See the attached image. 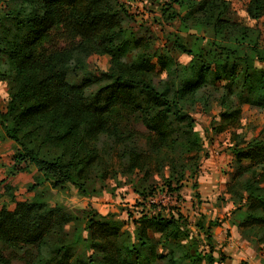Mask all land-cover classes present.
<instances>
[{
  "label": "trees",
  "instance_id": "trees-1",
  "mask_svg": "<svg viewBox=\"0 0 264 264\" xmlns=\"http://www.w3.org/2000/svg\"><path fill=\"white\" fill-rule=\"evenodd\" d=\"M8 1L0 23L5 32L0 40L5 60L0 62V80H11L13 91L6 111L0 112V127L17 147L10 175L35 170L38 179L54 189L74 185L81 190L88 172L109 165L100 156V146L106 145L123 163V175L165 179L160 192L180 200L184 181L197 179L200 172L204 144L192 109L199 102L209 105L210 100L199 101L204 90L222 91L210 103L219 111L218 133L240 128L243 107L264 111V69L257 66L264 65V0H249L246 7L255 28L225 20V0H174L186 12L180 20L183 31L193 29L188 25L195 21L196 29L214 31L215 42L208 50L189 49L175 39L179 51L192 58L187 66L166 51H138L145 46L125 31L121 17L127 13L115 0ZM93 56L109 57L108 71L70 83L71 74H88ZM163 75L166 80L156 85ZM234 140V169L226 193L233 205L243 202L236 211H246L239 212L232 225L248 242L264 243V128L250 142L235 134ZM3 184L15 207L0 208V246L35 249L32 264L226 261L222 254L214 257L220 223H197L209 252H192L182 242L187 234L180 211L166 214L161 204L152 203L160 193L157 189L140 194L143 212L132 221L135 230L130 234L113 216L92 209L80 218L38 199L17 201L13 188L6 180ZM81 224L86 237L79 231ZM70 226L77 228L76 240L89 256L78 257L67 244ZM47 249L49 255L43 252ZM0 264H14L1 249Z\"/></svg>",
  "mask_w": 264,
  "mask_h": 264
},
{
  "label": "rangeland",
  "instance_id": "rangeland-1",
  "mask_svg": "<svg viewBox=\"0 0 264 264\" xmlns=\"http://www.w3.org/2000/svg\"><path fill=\"white\" fill-rule=\"evenodd\" d=\"M225 1L228 3V9L224 14L225 20L239 23L248 28L256 27V21L249 18L246 13L249 0ZM115 2L126 10L127 16L121 17L125 31L132 34L134 39L139 40L140 44L145 46L138 51L147 50L150 53L166 51L178 63L187 66L192 58L183 54L176 47L175 39L177 37L183 40L189 49L199 46L202 50H208L215 42L213 28L196 29L193 23H197V21L189 23L188 26L190 28L193 26V29L183 31L180 20L185 17L186 12L174 0H115ZM9 7L10 1L0 0V23ZM262 32L264 34V26H262ZM4 36V27H0V40ZM134 56L135 54L130 55L127 62H131ZM0 58L1 63L5 62L1 54ZM88 61V74L73 73L68 78L70 83L80 84L91 73L99 76L101 72H106L109 69V57L93 56ZM257 66L264 69V65L258 64ZM161 80H166V76L163 75L162 78L156 80V85L160 84ZM12 88L11 80H0V112L6 111L11 100ZM235 90H238V85ZM203 94L204 98H199V101L204 99L210 100L211 103L222 96V91L216 92L207 87ZM210 103L209 105L202 102L197 103L192 109V116L196 121V130L204 144L200 172L203 166V158H211L215 163L221 162L219 169L222 172L219 174L225 177V182H219L218 185L221 190L218 188L214 195L203 196L200 194L198 185L200 172L197 179L189 177L184 181L179 195L180 200L177 199V195H165L160 192L165 186V179L162 180L159 177L146 179L142 175L134 177L123 175V163L111 153L110 148L106 145L100 146V156L103 162H109V165L106 164L102 170H96V173H93L94 171L88 172L87 179L85 178L81 183L83 184L81 190L74 185L54 189L49 183L41 182L38 179L39 174L35 170L10 175L13 165L12 158L17 147L6 137L0 127V208L8 207L12 210L15 207L5 193L3 182L6 180L7 184L13 188V194L17 201L30 202L38 199L51 207L60 206L80 218L83 217L85 211L92 209L102 216H113L115 220L124 224L125 231L133 234L135 226L132 221L143 212V208L138 206L143 202L140 194L145 192L144 194L147 195L152 189H157L160 192L156 196L157 202L166 210L163 212L167 214V212L172 211L174 215H177L180 211L183 219H185L183 223L187 238L182 242L191 246L192 252L196 250L204 253L209 252L196 225L200 220L206 222L211 220L220 223V227L217 228L215 259H219L222 254L226 258L223 264H235L240 259L247 260L251 264H264V251H262L264 243L248 242L241 236L237 227L232 225V221L239 219L237 217L239 212L245 213L246 211L244 207L240 211H236L237 208L244 206L243 202L237 205L232 204V209H229L227 205L229 202L232 203L229 199L227 205L223 206L226 202L224 191L226 192V186L234 169L231 153L232 148L236 145L234 134L240 136L244 142H250L256 138L264 128V111L247 106L243 107L240 128L218 133L217 130L221 125V120L217 117L219 111L214 103L211 106ZM168 176L169 172L167 171L165 177ZM33 186L36 188L30 190ZM82 191H85L86 194L82 195ZM222 207L228 210L223 211ZM129 215H133V218H129ZM224 224H227L226 226L231 229L225 231ZM84 230V225L81 224L79 231L83 237H86L87 233ZM76 231L77 228L73 226L66 228L67 244L78 257L89 256L90 253L86 250L85 245L76 240ZM0 249L5 256L14 260V264H32L38 255L36 250L32 248L20 250L0 246ZM43 252L45 255H49L51 250L47 249Z\"/></svg>",
  "mask_w": 264,
  "mask_h": 264
},
{
  "label": "crops",
  "instance_id": "crops-1",
  "mask_svg": "<svg viewBox=\"0 0 264 264\" xmlns=\"http://www.w3.org/2000/svg\"><path fill=\"white\" fill-rule=\"evenodd\" d=\"M219 164H221V162L215 163L211 158H207V159L203 158V166H202V170L200 172V176L198 179V185H199V190H200L201 195L210 196V195H214V193L217 191L218 188L221 190V188L219 187L218 184H219V182H222V183L225 182V180H224L225 177H223L222 175L219 174L220 172H222V170L219 169V167H220ZM218 174H219V177H218ZM224 197L226 199V202L223 204V206L227 205L226 203L230 199V196L225 191H224ZM202 200H203V198H202ZM232 204H233V202L232 203L229 202V204L227 205V208L232 209V206H233ZM217 208H219V207H217ZM227 208L222 207V210L227 211L228 210ZM224 225H225V231L231 229L229 226H226L227 224H224ZM217 230L218 229L215 230L216 244H217ZM232 233L235 234L233 231H232ZM243 261L248 262L247 260L240 259L235 264H240ZM249 264H251V263H249Z\"/></svg>",
  "mask_w": 264,
  "mask_h": 264
},
{
  "label": "built area",
  "instance_id": "built-area-1",
  "mask_svg": "<svg viewBox=\"0 0 264 264\" xmlns=\"http://www.w3.org/2000/svg\"><path fill=\"white\" fill-rule=\"evenodd\" d=\"M157 201H158V200H157V197H156V198H154V200L152 201V203L158 204Z\"/></svg>",
  "mask_w": 264,
  "mask_h": 264
}]
</instances>
